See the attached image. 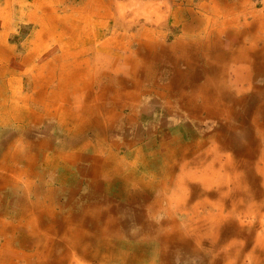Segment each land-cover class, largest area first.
<instances>
[{"label": "rangeland", "instance_id": "rangeland-1", "mask_svg": "<svg viewBox=\"0 0 264 264\" xmlns=\"http://www.w3.org/2000/svg\"><path fill=\"white\" fill-rule=\"evenodd\" d=\"M37 1H39L40 4L42 3L41 5L42 11L46 9L44 15V19L46 20V22L49 21L52 22V25L55 24L58 25V28L55 31L56 32L55 36H53L54 37L53 40H56V42H53L52 46H49L47 44V46L43 48V52L45 54L44 56L45 60L50 59L51 65H53V68H51L53 70V75L60 77L62 73L70 74L69 81H73L72 83L75 84L74 85L75 88H72V86L70 85H66V88L70 87L71 90L78 89L76 92H72V93L70 91L65 92L63 98L60 99L64 101L59 103L60 101L57 100L58 105L57 103L54 104V111L58 108V114H61V110L62 112H67L68 110L75 109V104L73 105L72 103L70 104V102L66 99L76 98L78 94L82 91V87L91 83V81L92 83L97 81L93 85L95 86V90L97 91H101V87H104L103 85L101 86L99 85V80H105L107 82L109 87L108 86L106 87L109 89L111 88L110 89L111 91L107 93L108 95L107 94L105 95L106 98L108 99L116 95L120 96L121 98L132 97V96L136 97V98L134 97L132 103L133 106L132 105L130 106L131 98H128L129 105L125 109L123 108L121 110L120 115L122 117L119 120L120 124L116 125V128L120 125L130 128L129 132L132 133L128 137L131 138L129 142L133 146L132 149L134 155L131 157L129 155V152L127 153V150L121 148V146L120 148L114 147V150L119 152V155L121 156V158L124 159V162L115 163L116 159H113L110 165L106 164V166H101V167H97L96 165L94 166L96 161L93 160V158H90L89 156V154L92 155L95 152H99L98 143H94V146H90V148L87 149H82V150H80V148L76 149L77 145L80 144L79 143L80 140L83 142L85 140L91 139L94 142L96 136L95 134L96 130L99 129L98 127H94L92 125L93 127L92 129L89 128L88 125L87 127L83 126L86 132L84 133L83 136H80V140L77 141L76 144L66 145L63 144V141L66 140L65 138L69 139V137H73L75 135L78 136L79 134L73 129L67 131L64 128L66 122L65 120L63 121V119H62L63 126L61 125L60 117H62V114L57 118H49L45 116L44 113L39 115L37 114L38 116H33L34 123L31 125L32 139L30 140H32L33 142V140L35 139H41V140L48 139L52 141L53 145L61 144L62 146H64L62 147L63 153L61 157L64 159H66L67 157L70 160L69 164L66 165V169H67L66 174L65 172L62 173L63 175L65 174V176L62 175L61 178H59L57 181L54 177L50 176L49 173H48L49 176L47 177V181L50 183L52 182L55 189H57V192L60 193V198L58 199L60 205L64 204L66 209L69 210L70 207L72 206V203H76L77 201L78 202L88 201V199L79 200V198H81V196L85 195L86 193L90 194L91 192L90 190L92 189L91 187L93 185L92 183L96 182L97 176H94V174L97 173L96 171L98 168L101 175L100 181H102L103 183L102 194L109 195L112 198H114L118 190L120 192L121 199H118V201L115 200L114 203H124L125 201L129 204L127 206L122 205L123 208L118 211L115 210L117 212L113 214L116 218H118L120 214H122L121 215L122 218L130 219V225H128L127 227H123L122 225L117 224L120 227L119 232H117L116 228L118 226L116 224H113L114 229H110V230L111 231L113 230L112 233L114 234H112L111 236V241L109 243L110 245L106 246L108 250L109 248L110 250L118 249V252L116 253L117 255L119 254L118 256H120L121 254L119 245L122 243V241H124L126 238H132L135 240L133 241L135 245L132 246H138V247L141 246L143 248V244H144L145 246L148 247L147 250H150L149 256L143 259L144 260V262H142L143 264H264V258H263L264 254L259 256V258L256 257L261 252V248L257 246L258 244L257 240L259 239L264 240V224L262 223V218L264 220V215L262 216V214L260 215L256 214L254 218L252 214H249L248 217H245L243 214L232 213L233 216L232 217L229 216V218H227L226 220L224 219L222 221V224L220 225L221 227L224 228V230L223 231L221 230L223 234L222 232L220 233V238H219L220 240H218L219 242H213L214 235H210L213 229L212 225L205 230L207 235L204 237L202 246L199 243L192 244L193 242L191 240H189V242H191V245H188V242L185 240L183 234L182 235L183 239L181 238V242L171 241L170 243L167 244V250H166L167 254L165 256L162 252L163 245L160 244L159 241H156V239L162 238L164 232L166 231H173L175 228L174 226L181 227L183 225L184 230L188 232L186 230V223H187L186 220L188 219L189 216H192V213L190 211H192L193 204H196L198 201H202L205 192L202 195H200V191L196 189L197 187H200V185H202V182H200L199 180L193 181L190 185L186 187V189H184V191L181 190L176 191L175 189L174 190L176 192L173 190L166 191L165 189H170V186L166 187L165 189L161 188L162 190L161 189L154 190L157 189V186L160 183V181H158L157 182L158 185H157L155 183V180L157 179L161 180L160 178L161 174L160 176H158L160 179L156 177L155 174L159 172H163L166 169L167 166L165 165L164 168L163 164L167 162L168 158H170L172 155L173 158L175 159V162L173 163L171 161L169 167H174L176 169V172L172 174L176 173L174 176L177 177V181L179 180V177L183 175L182 174L183 170L179 168V164L182 165L183 160H186L188 162L189 160L192 159L191 161L192 164L189 167H187L186 172L195 170L196 173L202 174L205 172V168L207 167H209L210 169L216 168V166L210 167L212 160L206 159L209 158L210 153H207L206 151V154L205 153L203 154L204 157L203 159L198 157L197 155H199V153L202 150L199 149L196 151L197 145H193V144H196L198 142H203V143L210 142L207 145L217 144L212 142L214 140L213 138L215 137V130L217 131L220 128L219 117H215V120H213L212 118L211 120V117L208 118L207 116L208 114H205V118H203L205 119V122L201 121L200 124L198 123V121L196 122L199 125L202 124L204 125V127L200 129L197 135H194V132L192 134V131H190V129H188L187 132L185 133H183L182 131H181L182 133L170 132L168 134L163 135L164 138L162 137L161 134H158L160 132L159 127L162 124H165L164 128L166 130L172 131L173 129L176 130L177 128H179L180 127L179 125H183V124L186 125L188 120H192V121L194 120V118L189 113L190 110L194 111V109H192L190 103L188 106V102L183 101V96L182 97L180 96L178 89H180L181 86H187V88H189L190 84L193 83L194 79L197 80V84H203L206 81L205 80L206 78H211L210 76L207 77L205 75V70L211 69L213 70L212 77L214 78V81H217L221 84V85L218 84L221 87L220 91H217L215 87L212 88L214 95H217L218 97L217 98L219 100L218 103L219 102L221 103L222 108H225L228 105L230 110L234 114V118L232 117L230 122L225 121V127H223V130L225 131L226 135L225 137H222L224 135H221V137L225 144L227 142L226 150H228L230 154L231 157L230 159L235 161L236 163L240 162V165L237 166L235 170H233V173H231V171L228 168L226 169L224 168L222 171V174L225 176L224 180H227L228 177L237 175L235 177L237 186H239L240 184V188L234 193H232L233 192L232 189L234 187L233 181H228L226 183L227 186L225 185V188H222L225 189L227 193H231V195L226 198L227 200H229V202L226 203L227 205L225 206L224 215L225 214L228 215L230 211H235V210L239 211L242 209H246L247 207L250 206H253V209L257 208V211L254 213H260V212L264 213V157H263L264 156V129H263L264 79L262 80L256 79V83H254V88L247 90L246 94H238L237 93L238 90L235 87L233 88L226 87L225 89H223L222 84L224 83V77L221 73V69L226 68L229 70V74L234 75V70L238 68V64L233 62L227 63L228 62L227 60L224 63L223 61L222 63H220L218 60L214 58L216 54H220L221 52L227 51L230 47H235L239 44V42L243 41L245 39V29L248 28L250 25L253 24L255 26L252 29L253 30L252 35L258 30L259 20L258 21L256 20V16L254 14L255 13L260 15L264 14V9H263L264 0H254V1L253 0H37ZM73 4L76 7H70ZM244 4L245 6L242 7ZM36 5L38 4L36 3ZM177 5L178 8H174V6ZM181 5H182V9L180 11L179 6ZM257 5L258 8H262L263 10L261 11L256 10ZM54 6H56L55 10L62 8L60 6L64 7L66 13L71 15V19L69 20V22L67 20L65 22L64 18L57 17V15L64 16L66 15V13L65 11L62 10L61 11L59 10L58 12H55V10L53 11ZM219 6H222V8H219ZM7 7H8L7 0H0V9H5ZM188 7H190L192 12L189 20L187 19L179 20L180 22H182L180 24L182 25L183 30L188 35L187 40L183 39V37L180 36L176 38L173 44H168L165 41L160 42L158 40L153 39V41H155L154 43H158L159 45H162L164 47V51L165 49L168 50V52H166L167 56L165 54L160 57L161 59L157 58V55L152 54L153 52L151 51L152 48L147 49L142 46V42L145 41L147 42V40H149V38L147 37L148 29L154 28L156 31L159 30V28L161 29L162 24L164 26L170 24L167 20L168 14L173 15L175 12L174 10L177 9L179 13L182 12L181 14L178 13L177 15L181 18V16L184 13L186 12L188 13ZM226 7L233 8V11L236 13L228 16L227 20L225 21L224 30L219 31L218 29L216 30L214 29L213 33L210 36H208V33L206 34L204 32L205 29L208 30V28H210L211 26L207 19L208 15L211 16L212 12L217 9L226 10ZM241 7L244 9L247 8L248 14L246 16L243 11L241 12L242 10ZM77 8L80 9L77 10ZM95 11H96V15L101 13L103 17L99 18L98 16L94 15ZM250 11H254L253 14L254 16L251 14ZM4 14L9 15L7 13ZM14 14H16L17 17L19 15V13H17L15 10V12L14 13L12 12L9 16H12ZM91 15H94L92 18L93 19L92 23L89 20L88 26H83L84 28H88L89 30H91V40H93L96 36H100L102 28L107 23H109L107 22V20H110V22L113 21L117 22L115 26L116 30L124 33V37L121 36L119 38L120 40V43L118 44L119 47L117 46V43L116 45L115 43L110 44L111 47H109L108 45L105 47H102V45L95 46L94 43L91 42V40H88L86 44L87 47L83 48L82 46L83 44L80 43V39L83 33L86 32V29H84L83 31V29L79 28V30L76 31V28L78 26H76L75 23L76 21L79 20L85 21L86 17L88 18ZM247 16L249 17L246 20L245 18ZM14 20H16L14 24L11 22L9 23V25H3V26L0 25V33H3V30L5 29L7 30L9 28H10L9 30L13 32L11 33L8 40L3 39L5 41L4 44L0 43V50H3V48H5L8 51H12L14 47L16 49L15 51H17V54L23 53L25 55V53L27 52L26 50L28 47V41L31 38L34 39L36 46L42 45V43L44 44V42L46 41H49V43H51L50 39H48L45 36H42L41 39L40 37H36L35 27L32 24H29V22L27 21L20 22L18 18L17 19L14 18ZM72 20H74L75 23L72 22ZM232 20L234 21L231 22ZM84 21L82 22V24H85ZM11 24L12 26H10ZM76 24L78 25V22ZM122 25H124L125 27L122 28ZM174 25H178V24L174 23ZM144 26L146 27V29L144 28ZM162 29L164 31H167V29L169 28L168 26H166ZM150 32L153 31L151 30ZM225 36H227V38L229 39L228 43H226L225 39H223V37ZM251 39L254 38L246 39V44H245L246 48L247 46L248 47L251 46L250 45ZM123 46H124V50H123L124 56L121 55L120 57H118L121 47L123 49ZM178 48L180 50H178ZM170 51H173L171 55H170ZM250 51L253 52L252 48L250 49ZM64 53L67 56L66 59L62 58ZM116 53H118V56H116ZM13 55H14L13 51L11 53H8L6 55V58L2 60L1 63L9 62ZM54 55L57 57L59 56L61 60L60 59L55 60ZM137 56L139 58H137ZM117 57L118 60H114V58ZM9 58L10 60H8ZM125 58L128 59V61ZM37 63L39 64L40 62L36 60L33 63H28L27 68L32 69L34 66L35 76L38 78L45 74L43 81H45L44 83L49 84L50 83L49 77H51L50 69L49 72H47L46 70L37 71L36 70ZM40 64L45 65V63H40ZM166 67H168V69ZM195 68H197L198 73H195L196 71ZM78 70H82L83 72L84 71L86 72L87 80L84 79L82 80L77 77H74V75H77L76 72H78ZM102 72H106L107 77L101 76L100 73ZM91 73H94L96 78L95 76H92ZM182 73L185 74L186 76L185 78H183V76L177 75V74L182 75ZM163 74L166 75L167 77L164 76ZM52 78L54 80L53 76ZM174 78L176 79L178 78L181 80L178 83L179 87L178 85L176 86V88L173 86L175 81ZM59 79L60 78L54 80V83L58 84L57 82H59ZM249 82L250 81L247 80L245 81L246 87H249ZM58 85L60 86V84ZM170 85L173 86L174 90L168 89ZM144 95H150L149 97H147L146 100L148 103H150L148 104L149 108L147 106H144V100H145ZM165 95H167L168 98ZM191 95L192 94H189L186 97L193 99V96ZM92 99H94V97H92ZM202 100L203 99H201L200 101ZM83 104L84 103L82 102V105ZM97 104L98 102H95V105ZM181 105H185L183 106L184 108L181 107ZM119 106L122 107L123 104H119ZM33 107H34V103H33ZM101 108H104V106L101 105ZM2 111L4 112V109H2ZM158 111H164L167 117H171L169 120L172 123L175 124V122L178 121L177 126L174 127V124H172L171 122H167V120L162 121L161 119H163L162 117L164 116H162L161 112ZM114 112H115L114 116H116L117 111ZM82 115H84V112L81 113V116ZM228 118H231V116H229ZM102 119L103 121H105L104 120L105 118L102 117L97 119H90L88 122L96 123L102 121ZM188 123L190 125L195 124V123L193 124L192 122L190 123V121ZM148 126L149 128H147ZM11 127L12 126L5 128V126H0V159L1 158L3 159V152L7 150L9 147H11L12 144H14L16 138L19 139L18 144H21L22 140L25 139L22 133H17V135H13V133L10 132ZM60 127L63 130L64 129L65 130L63 131ZM77 128H80V126ZM146 128L147 131L145 130ZM117 136L120 139L115 138L114 141L116 142L124 141V137H121L122 135L118 134ZM189 145H191L192 148L194 147L193 150L195 151H193L192 149L190 150L189 148L187 149L186 147H188ZM100 146H102L101 147L102 150H105L104 147L108 148L107 144L104 145L101 144ZM41 151L43 152V150L37 149L35 152L32 153L35 154L34 160H36V166L38 160H41V157L39 155ZM46 151L51 152L53 153V155H55L54 153L55 150L53 149L46 148ZM108 152L109 151L105 152L104 157L109 154ZM114 156L116 157L117 154L115 153ZM189 157H191V159L188 160ZM193 157H197V160H195ZM2 159L0 161L1 165L3 163ZM72 160L73 162H71ZM200 160H204L203 162H201L202 163L201 166L200 164H198ZM33 163H35V161H33L31 164ZM80 167L88 168V175L86 176L82 175L79 170ZM217 167H219V165ZM41 168L42 167L40 166L35 167L36 170L38 169L43 170V168L42 169ZM49 168L52 169V167ZM108 169L116 173V177L112 178L111 181L105 175V172ZM161 169L164 170L162 171ZM180 174L182 175L180 176ZM242 175H244V177H242ZM105 178L107 180H105ZM35 181L38 182L39 178H35ZM147 181H154V186L153 187L151 186L152 188L150 187V185L148 186ZM37 182H35L37 188L35 187L32 193L34 192L39 193V197L42 200V196H43L42 194H44L45 186H43V184L41 185L40 182L38 183ZM174 184H177V182H175ZM38 185L41 188H38ZM16 190L17 189H14L13 187L8 185V179L5 181L2 177H0V205H1L0 219L5 220L7 226L8 224H10L9 221L12 220L11 217H13L14 223L16 221L15 219L18 217L17 215H15V209L18 204L17 203L18 198L16 197ZM213 190H219V189H217L216 187L214 188L212 187L211 190L209 191L207 190L209 194L208 198L210 199L212 198L211 200H215L216 199L215 196H217V194L211 193ZM75 193L76 195L73 196ZM127 193H130V195H125ZM102 194L98 198L99 199L98 204L102 208L111 209V205H112L111 202H108V199L102 196ZM70 197H72L73 199L71 201L70 200L67 201ZM185 198L188 204L182 203V201L185 200ZM258 200H260V202ZM106 204H108V206ZM170 205H172L171 206L172 208L170 207ZM234 206H236V208H234ZM2 208L4 210H2ZM210 208H211V204H207V205L205 204V206H203V208L201 209L209 210ZM56 209L59 212L61 211L59 207H57ZM180 209L181 211L185 212L184 215L180 213L179 211ZM202 215L205 214L202 213ZM46 217H47L46 213H43L40 217H38V220L41 221L40 225L37 228L38 230L39 229L44 230V228H46L44 227V225H46ZM164 221L168 223L167 224L168 226ZM105 223L106 222L99 225L100 228L101 226L103 227ZM146 226L156 231L157 236L155 237L154 241L151 238L152 237L151 231H147L148 229ZM11 228H12L11 225H9L7 228L8 231L5 230L6 231L5 233L6 237H5L3 233H1L3 232V226L0 225L1 250L2 247L3 248L7 247L6 253L7 252L10 253L12 252L13 249H17L18 251H25L31 254L33 253L34 255L36 254L38 255L39 253L44 252L45 242H47V239H45L40 232L34 236L36 241H38L35 244L31 243L30 245L29 242L24 244L22 241H18L17 243H15L12 240V238L19 237L21 235H26L27 237L26 239L28 241H32L33 237L31 238V236L33 233L32 231L34 229L32 230L27 228L25 225H22V227L18 230L15 236L13 235V237L11 238V235L13 234ZM57 229L60 234L61 231H59V227L55 228L54 230ZM104 230H108V229L104 228ZM94 231L90 229L87 230V232L89 233H92ZM98 232H100V230H98ZM8 234L10 235V237L8 236ZM7 237L10 238V242H9V238ZM231 241L235 242L234 246L236 250L237 248L241 249L242 245H244L242 249L243 250L242 253H240L237 257L229 256V254L234 249V246H231L229 244ZM8 242L9 244L12 243V245L11 246L7 245ZM213 244L217 245L216 248L212 246ZM181 245H184L186 248L182 247ZM132 246L129 247L130 253L133 251ZM197 249H201V250H197ZM1 250H0V255H1L0 263L9 264V262L4 263L3 261L4 253H2ZM124 250H126V248ZM227 250L229 254L227 253ZM176 254H178L179 257ZM56 256L57 254L54 257L49 258L46 261V263L54 264L57 259ZM34 260H37V258ZM64 264H120V261L118 258L117 260L105 262L103 260L91 259L90 256H88L87 258H81V259H79L78 257L74 259H69Z\"/></svg>", "mask_w": 264, "mask_h": 264}, {"label": "bare ground", "instance_id": "bare-ground-1", "mask_svg": "<svg viewBox=\"0 0 264 264\" xmlns=\"http://www.w3.org/2000/svg\"><path fill=\"white\" fill-rule=\"evenodd\" d=\"M7 2H8V7L5 9H0V16H1L0 17V23H1L0 25L1 26L9 25V23H11V22L14 24V22H16V20H14V18H16V19L18 18L20 20V22L27 21V22H29V24H32L35 27L36 37H40V39H41L42 36H45L48 39H50L51 43H49V41H46V42H44V44L42 43V45L36 46L34 39L31 38L28 41V47L26 50L27 52L25 51L26 52L25 55L23 53L17 54V51H15L16 49L13 47L12 51H13L14 55L11 57V60L9 58L8 59V60H10L9 62H3V63H1L2 60H4L6 58V55L8 53H11L12 51H8L5 48H3V50H0V126H5V128L12 126L10 128V132L13 133V135H17V133H22L24 135L23 137H25V139L22 140L21 144H18L19 139L16 138V140H15L16 143L14 142V144H12L11 147H9L7 150H5L3 152V159L1 158L3 163H2V165L0 164V177H2L5 181L8 179V185L13 187L14 189H17L16 190V197L18 198V201H17L18 204H17L16 209H15V215H17L18 217L15 219L16 224L14 223L13 217H11L12 220L9 221V223H10L9 225H11V227H12L11 230H13L14 236L18 232V230L22 227V225H25L29 229H32V230L34 229L32 231L33 233L31 236V238L33 237L32 241H28L26 239L27 238L26 235H21V236L15 238V243H17L18 241H22L24 244H26L27 242H29L30 245H31V243L35 244L38 241H36L34 236L36 234H38L39 232L44 236L45 239H47V242H45V250L43 253H39L38 255L37 254L34 255L33 253L31 254V253H28L25 251H18L17 249H13L12 252H10V253L7 252L3 256L4 263L9 262V264H47L46 261L49 258H52L57 254V256H56L57 259H56L54 264H64L69 259H74L77 257L79 259H81V258H87L88 256H90L91 259L103 260L105 262L117 260L119 258L120 264H143L142 263V262H144L143 259L147 258L149 256L150 250H147L148 247L145 246L144 244H143V248L141 246H139V247L138 246H132V245H135L133 243V241H135V240L132 238H126L119 245V247H120L119 249L121 252L120 256H118L119 254L118 255L116 254L118 252V249L110 250V248H109V250H108L106 248V246L110 245L109 243L111 241V236H112V234H114V233H112L113 230L112 231L110 230V229H114L113 224H116V225L120 224L123 227H127L128 225H130V219L122 218L121 217L122 214H120V216L118 218H116L113 214V213H116L118 210L122 209L123 208L122 205H126V206L129 205L125 201H124V203H114L115 200L118 201V199H121L120 198V192L117 190V193L115 194L114 198H112L109 195H103L102 194V191H103V185L102 184L103 183H102V181H100L101 175H100V172L97 168V171H96L97 173L94 174V176H97L96 182L92 183L93 185L91 187L92 189L90 190L91 191L90 194L86 193L85 195L81 196V198H79V200L88 199V201H86V202H78L77 201L76 203H72L71 207L69 206L70 207L69 210L66 209L64 204L60 205V202L58 201V199L60 198V193L57 192V189H55L52 182L50 183L47 181V177L49 176L48 173L50 174V176L54 177L57 181L63 175L62 173L65 172V174H66V172H67L66 165L69 164L70 160L67 157H66V159L61 157L62 153H63L62 147H64V146H62L61 144H58V145L54 144L53 145L52 141L48 140V139H46V140L35 139V140H33V142H32V140H30V139H32V131H31L32 127H31V125L34 123V120H33L34 117L33 116H38L39 114L44 113V115L49 117V118H57V117L61 116V114H62V117H60L61 118V121H60L61 125L63 126V122H62V119H63V121L65 120V122H66V125L64 126V128L67 131H69L70 129H73L79 134L78 136L75 135L73 137H69V139L65 138L66 140L63 141V144H66V145L76 144V142L80 140V136H83L84 133L86 132L84 127H87V125H88L89 128L93 129V127H92V125H93L94 127L99 128L98 130H96V133H95L96 134L95 141L93 142L90 139V140H85L82 142L80 140L79 141L80 144L77 145L76 149H79V148H80V150L87 149V148H90V146H94V143H98L100 145L101 144H103V145L107 144V146H110L111 148L114 147L115 145H119V146H121V148L126 149L127 153L129 152V155L132 157L134 155V152L132 149L133 146L129 142V140L131 138L128 137L132 133V132L131 133L129 132L130 128L124 127L123 125H120L116 128V126L111 125L112 124L111 119H113L112 116L115 114L114 111H117V108H119V104H123L121 109H123V108L125 109L129 105L128 104V102H129L128 98H131V101H130V106H131L135 96L121 98L120 96L116 95V96L109 99L110 100L109 103L111 106L113 105V107H115L114 109L107 108V107L101 108L100 103H101V101L105 100V98H106L105 95L111 91L110 90L111 88L109 89L106 87V86L109 87V85L107 84V82L105 80H99V85L100 86L103 85L104 87H101V91H97V90H95V86H93L94 83H96L97 81L94 83H92V81H91L92 84L89 83L90 85L87 84V85L82 87V91L80 93L78 92L79 94L77 93L78 96L76 98L66 99L70 102V104L71 103H72V105L75 104V107H76L75 111L73 110V111L62 112V110H61V114H58V108L54 111V104L57 103V105H58V101H60L59 103L64 101V100H60V99L63 98V95L65 92L70 91L72 93V92H76L78 90V89H72L71 90L70 87L66 88V85H70V86H72V88H75L74 87L75 84L72 83L73 81H69L70 74H63L62 73L60 77L53 75V70L51 69V68H53V65H51L50 59L45 60V57H44L45 54L43 52V48H45L47 46V44L49 46H52L53 45L52 43L56 42V40H53V38H54L53 36H55V33H56L55 31L58 28V25H56V24L52 25V22H49V21L46 22V20L44 19L46 9L44 11H42V9H41L42 3L40 4V2L37 0H22V1H20V0H7ZM243 2H245V1H243ZM36 3L38 5H36ZM244 6H245V4L242 7H244ZM60 7H62V8L55 10L56 6H54L53 11L54 10H55V12H58L59 10L65 11L63 6H60ZM70 7H76V6L73 4ZM79 9L80 8H77V10H79ZM15 10L17 13H19L20 16L18 15V17H17L16 14L9 16L12 12L14 13ZM242 11L244 12L245 16L248 14L247 8L246 9L242 8L241 12ZM225 12H226L225 14L227 16H230V15H233L236 13L233 11V8H228V7H226ZM250 12L252 15L254 14V11H250ZM250 12H249V14H250ZM4 13H7L9 15H5ZM65 13H66V11H65ZM72 13H74V12H72ZM223 14H224V9H222V10L217 9V10H214L212 12L211 16L208 15L207 19H208L211 26H210V28H208V30H206V29L204 30V32L206 34L208 33V36H210L213 33L214 29L215 30L218 29L219 31L224 30L225 21L227 20L228 17L227 16L223 17L222 16ZM94 15H96V11H95ZM94 15H91L88 18L86 17V20L85 21L83 20L85 24H82L83 21H80V20L76 21L77 20L76 19L75 20L76 23L78 22V25H77L74 22V20H72V22H74L75 25L78 26L76 28V31H78L79 28L83 29V31H84V29H86V32L83 33V35L81 36V39H80V43L83 44L82 45L83 48H86L87 47L86 44H87L88 40H91V30H89L88 28H84L83 26H88L89 20L92 23V20H93L92 18ZM254 15L256 16V20L257 21L259 20L258 21V23H259L258 30L252 35V33H253L252 29L255 26L253 24L250 25L248 28L245 29V39L243 41L239 42V44L237 46L230 47L227 51L221 52L220 54H216L214 56V58L216 60H218L220 63H222V61L224 63L227 60L228 61L227 63L233 62V63L238 64V68H236L234 70V75L229 74V70L226 68L221 69V73L224 77V83L222 84L223 89H225L226 87L227 88L235 87L238 90L237 91L238 94H246L247 90L254 88V83H256V79H261V80L264 79V14L260 15V14L255 13ZM96 16H98L99 18L103 17L101 13H99ZM221 16L223 17V20H220ZM57 17L58 18H60V17L64 18L65 22H66V20L69 22V20L71 19V15H69L67 13L64 16L57 15ZM248 17L249 16H247L245 19L247 20ZM101 21H103V20H101ZM233 21L234 20H232L231 22H233ZM107 22H109V23H107L104 27L102 26L103 28L101 30L100 36H96L93 40H91V42H93L95 46L102 45V47H105L108 45L109 47H111L110 44H114V43H115V45L117 43V46H118V44L120 43L119 38L121 36L124 37V33L121 31H117L115 28L117 22H114V21L110 22V20H107ZM50 23H51V26H50ZM48 25H49V27H48ZM10 26H12V24ZM124 27L125 26L122 25V28H124ZM144 28L146 29L145 26H144ZM9 29H7V30L5 29V30H3V33H0V43L4 44L5 41L3 39L8 40L11 33H13ZM7 33H8V35H7ZM20 35H21V33H20ZM247 38H254V39H251V41H250L251 46L250 47L247 46V48H246L245 44H246ZM149 40H147V42L146 41L142 42V46L147 48V49L152 48V50H151V51H153L152 54L157 55V58H160L161 56H163L165 54L167 56V53H166V52H168L167 49H165V51H164V47L162 45H159L158 43H154L155 41H153V40H150V41ZM112 46H114V45H112ZM251 48H252L253 52L250 51ZM123 50H124V46H123V49L121 47V50L119 52V56H118V53H116V56L120 57L121 55H123ZM118 57L114 58V60H118ZM62 58H64V59L67 58L65 53L62 56ZM54 59L58 60L60 58H59V56L58 57L55 56ZM36 60L39 61L40 63H45V65L37 63V67H36L37 71H40V70L45 71L46 70L47 72H49V69H50V76L51 77H49L50 78L49 84L44 83L45 81H43L45 74L37 78L35 76L34 66L32 69L27 68L28 63H33ZM52 60H53V58H52ZM126 60L128 61V59H126ZM73 62H75V61H73ZM32 65H35V64H32ZM166 68L168 69V67H166ZM195 70H196L195 73H198L197 68H195ZM76 73L78 76L74 75V77H77V78L82 79V80L83 79L87 80V78H86L87 74L85 71L83 72L82 70H78V72H76ZM212 73H213V70L206 69L205 75L207 77L210 76L211 78H206L205 79L206 81L203 84H197V80L194 79L193 83L190 84L189 88H187V86H181L180 89H178V90H179L180 96L181 97L183 96V101L188 102V106L190 103L192 106V109H194V111H191V110L189 111L191 116L194 118V120H193L194 122L198 121L199 124L201 121L205 122V119H203V118H205V114H208L207 116H208V118L211 117V120H212V118H213V120H215V117H219L220 128L217 131L215 130V137L213 138L214 140L212 142V143H217V144L207 145L210 142H208V143L198 142L196 144H193V145H197L196 151L199 149L202 150L199 153V155H197L198 157L203 159L204 158L203 154L204 153L206 154V151H207V153H210L209 158H206V159L212 160L210 167L216 166V168L210 169L209 167H207V168H205V172L202 174L196 173L195 170L186 172L187 167H189L192 164V162H191L192 159H191V157H189L188 160L189 159H191V160H189L188 162L186 160H183V164L182 165L179 164V168L183 170V172H182L183 175L180 174V176L181 175L182 176L179 177V180L177 181V177L174 176L176 173L172 174V173L176 172V169L174 167H169L171 161L173 163L175 162V159L173 158V155H172L170 158H168L167 162H165L163 164L164 168H165V165L167 166L166 169L165 170L163 169L164 171L161 169L163 172H159L160 171L159 170L158 171L159 173L155 174L156 177L160 176V174H161V177H160L161 180H158V179L155 180L156 184L158 181H160V183H159V185L157 184L158 185L157 189H154V190H158L161 188L165 189L166 187L170 186V189H165V190L166 191H168V190L184 191V189H186V187L188 185H190L193 181L199 180L200 182H202V185H200V187H197L196 189L200 191V195H202L205 192V195L203 196L204 198H202V201H198L196 204H193L192 211H190L192 213V216H189L188 219L186 220V222H187L186 223V230L188 232H186L184 230L183 225L181 227L180 226H174L175 228L173 231H166V232H164L162 238L156 239V241H159L160 244L163 245L162 252L165 256L167 254L166 253L167 244L170 243L171 241L172 242H175V241L181 242V238H182L183 234H184L183 236H184L185 240L188 242V245H191V242H189V240H191L193 242L192 244L199 243L202 246L204 237L207 235L205 230L211 225L213 226V229H212V232L210 233V235H214L213 242H219L218 240H220L219 239L220 233L224 230V228L221 227L220 225L222 224V221L224 219L226 220L227 218H229V216L232 217L233 216L232 213L243 214L245 217H248L249 214H252V216H254V218H255L256 214L257 215L262 214V216L264 215L263 212L254 213L257 211V208L253 209V206L247 207L246 209H242L239 211L238 210L230 211V213L228 215H226V214L224 215L225 206L227 205L226 203L229 202V200H227L226 198L228 196H230L231 193H227L225 191V189H222V188H225V185L228 181H233L234 187L232 189L233 192L232 191L231 192L234 193L240 188V184H239V186H237V183L235 180V177L237 175L228 177L227 180H224L225 176L222 174V171L224 168L225 169L228 168L231 171V173H233V170H235V168L240 165V162L236 163L235 161L230 159L231 158L230 154H229L228 150H226L227 142L225 144L224 141L222 140V137H225V135H226L225 131L223 130V127H225V121L230 122L232 117L234 118V114L230 110L228 105L225 108H222L221 103L220 102L218 103V101H219L217 99L218 97H217V95H214L212 88L215 87V89L217 91H220L221 90V87H220L221 84L217 81H214V78L212 77ZM91 75L95 76L94 73H91ZM97 75H99V74H97ZM100 75L103 77H107L106 72H102V73H100ZM177 75L183 76V78L186 77L184 73H182V75H179V74H177ZM52 76L54 77V80H56L57 78H60L59 82H57L58 84H60V86L58 84L54 83ZM164 76H166V75H164ZM95 78H96V76H95ZM114 79H116V78H114ZM174 79H175V81H174L173 86L176 88L179 81H181V80L178 78L177 79L174 78ZM246 80L250 81L249 87L245 86ZM119 84H120V82H119ZM218 84H220V85H218ZM144 86H147V85H144ZM173 86L170 85L168 89L174 90ZM178 87H179V85H178ZM133 88H135V87H133ZM223 89H222V91H223ZM222 91H221V93H222ZM189 94H192L191 96H193V99L186 97ZM165 96H167V95H165ZM92 97H94V99H92ZM167 98H168V96H167ZM84 99L85 100L87 99L88 101H85ZM201 99H203V100L200 101ZM228 99H229V97H228ZM82 102H84V105L81 108ZM95 102H98V104L95 105ZM33 103H34V107H33ZM183 106H185V105H181V107H183ZM2 109H4V112L2 111ZM112 110H114V111H112ZM82 112H84V115L81 116ZM2 114H5V115H2ZM124 114H126V113H124ZM44 115H41V116H44ZM71 115H72V117H71ZM229 116H231V118H228ZM102 117L105 118L104 119L105 121H103V119H102L103 122L102 121H99L96 123L95 122H88L90 119H97V118H102ZM201 117H202V119H201ZM79 126H80V128H77ZM263 129H264V125H263ZM118 134L122 135L121 137H124V141H122V142L118 141L117 143H115L113 141L115 138H118V136H117ZM221 135H224V136L221 137ZM118 139H120V138H118ZM24 141H27V142H24ZM46 148L55 150L54 151L55 155H53V153H51V152L46 151ZM186 148L193 150L194 147L192 148L191 145H189ZM37 149L43 150V152L42 151L40 153L37 152V153H39L41 160H38L37 166H36V160H34L35 154H32V153L35 152ZM106 149L109 150L107 147H106ZM193 151H195V150H193ZM224 152H225V154H224ZM115 153L119 157H117V156L115 157L114 156ZM135 154H136V152H135ZM193 154H194V152H193ZM94 155H95V153H93L92 155L89 154L90 158H93V160L96 161L94 166L96 165L97 167L106 166V164L110 165L112 163L111 161L113 159H116L115 163L124 162V159L121 158L118 151L111 152V150H110L109 154L106 155L105 157H104L105 152H102V151H101V153L96 154L95 156ZM9 156H10V158H9ZM81 156H83V155H81ZM182 157H184V156H182ZM193 158L195 160H197V157H193ZM1 159H0V161H1ZM98 159H99V161H98ZM178 159H180V158H178ZM33 161H35V163L31 164ZM203 161L204 160H200L198 162V164H200V166H201L202 165L201 162H203ZM71 162H73V160ZM52 165L54 166V168ZM218 165H219V167H217ZM38 166L42 167L44 171L39 170V169H38L39 171L36 170L35 167H38ZM49 167H52V169H50ZM79 170H80V173L82 175H84V176L88 175V168L80 167ZM65 174L63 176H65ZM105 175L107 176V178H109L110 181L112 180V178L116 177V173H114V171H111L110 169H108L105 172ZM242 177H244V175H242ZM35 178H39L38 182H40L41 185L43 184V186H45L44 194H42L43 195L42 200L39 197V193H37V192L32 193V191L35 189V187L37 188V185L35 183L37 181H35ZM105 180H107V179L105 178ZM140 180H142V179H140ZM175 182H177V184H174ZM87 184H88V182H87ZM147 185L148 186L150 185V187L151 186L153 187L154 181H147ZM127 187H129V186H127ZM212 187L213 188L216 187L217 189L221 190V191L213 190L211 192V193L217 194V196H215L216 197L215 200H211L212 198L211 199L208 198L209 194H208L207 190L208 191L211 190ZM38 188H41V187L38 185ZM201 191H202V193H201ZM9 193H8V195H9ZM114 193H115V191H114ZM101 194H102V196H104L105 198L108 199V202H111V204H112L111 209L102 208L98 204L99 203L98 198ZM34 195H35V197H34ZM75 195H76V193L73 196H75ZM125 195H130V193H127ZM72 197H70L67 201H69V200L71 201L73 199ZM139 198H141V197H139ZM258 201L260 202V200H258ZM6 203H7V201H6ZM182 203L188 204L186 201V198H185V200L182 201ZM205 204L206 205L211 204V208L209 210L201 209V208H203V206H205ZM54 205H55V207H54ZM106 205L108 206V204H106ZM171 206L172 205H170V207ZM57 207H59L61 209L60 212L56 209ZM234 208H236V206H234ZM2 210H4V209L2 208ZM115 210H117V211H115ZM64 211H65V213H64ZM155 211H157V210H155ZM179 211L182 215L185 214V212L181 211V209ZM43 213L47 214L46 225H44V227H46V228H44V230H40V229L38 230L37 228L41 223V221L38 220V217H40ZM202 213H204L205 215H202ZM104 222H106L105 225H103V227L101 226V228H100L99 225L103 224ZM164 222L166 223V225L168 224L166 221H164ZM252 223H254V222H252ZM262 223L264 224L263 218H262ZM0 225L4 227L3 232H5V230L7 231L8 226L6 225L5 220L0 219ZM57 227H59V231H61L60 234L58 232V229L54 230ZM104 228H106L108 230H104ZM89 229L93 230V231L95 230V231L92 233H89V232H87V230H89ZM116 229H117L116 231L119 232L120 227L118 226ZM147 229H148L147 231H151V235H152L151 238L154 241L155 237L157 236L156 231L151 229V228H148V227H147ZM98 230H100V232H98ZM3 232H1V233H3ZM180 232H181V234H180ZM222 234H223V232H222ZM257 241H258L257 246L259 248H261V252L258 254V256H256L257 258H259V256L264 254V240L259 239ZM39 243H40V241H39ZM229 244L231 246H234L235 242L231 241ZM130 246H132L133 251L132 250L131 251L133 253L129 252ZM181 246L185 247L184 245H181ZM212 246L216 248L217 245L213 244ZM243 246L244 245H242L241 249L237 248V250L234 246L233 251L229 254V252L227 250V253L229 254V256H236L237 257L240 253H242ZM125 248H126V250H124ZM59 249H61V250H59ZM0 250H1V248H0ZM5 250H7V247H4V248L2 247V250H1L2 253H5L4 252ZM197 250H201V249H197ZM21 252H23V253H21ZM176 255L178 256V254H176ZM36 258H37V260H34ZM15 259H18V260H15ZM20 262H22V263H20ZM0 264H2V263H0Z\"/></svg>", "mask_w": 264, "mask_h": 264}, {"label": "crops", "instance_id": "crops-1", "mask_svg": "<svg viewBox=\"0 0 264 264\" xmlns=\"http://www.w3.org/2000/svg\"><path fill=\"white\" fill-rule=\"evenodd\" d=\"M174 8H178V5L177 6H174ZM219 8H222V6H219ZM179 9H180V11H181V9H182V5L181 6H179ZM263 9H264V7H263ZM262 8H258V5H257V7H256V10H258V11H261V10H263ZM170 10V9H169ZM175 12H174V14L173 15H167V20H168V22L170 23V24H168V25H166V26H168V28L169 29H167V31H164L162 28H164V27H166V26H164L163 24H162V27H161V29L159 28V30H154V28H152V29H148V31H147V37L149 38V39H151V40H158V41H165V42H167L168 44H173L174 42H175V40H176V38L177 37H180V36H182L183 37V39H185V40H187L188 39V35H187V33H185V31L183 30V28H182V25L180 24V23H182V22H180L179 20H184V19H187V20H189V18H190V16H191V9H190V7H188V13L186 12V13H184L182 16H181V18L179 17V16H177L178 15V13H179V11L176 9V10H174ZM176 11H177V13H176ZM200 12V11H199ZM182 12H180L179 14H181ZM226 12H225V9H224V14L222 15L223 17H225V16H227L226 14H225ZM210 14V13H209ZM221 16V18H220V20H223V17ZM228 17V16H227ZM179 21V22H177V21ZM174 23H177L178 25H174ZM153 31V32H150V31ZM153 33V34H152ZM171 36H173V37H171ZM190 39V38H189ZM223 39H225V41H226V43H228L229 42V39L227 38V36H225V37H223ZM189 42V41H188ZM178 50H180L179 48H178ZM173 53V51H170V55ZM137 58H139V57H137ZM148 63V62H147ZM145 64V63H144ZM152 95V94H151ZM156 95V94H155ZM145 96V100H144V106H147L148 108H149V106H148V104H150V103H148L146 100H147V97H149L150 95H144ZM85 100V99H84ZM85 101H88L87 99L85 100ZM110 100L108 99V98H105V100H103V101H101V105H105L104 107H107V108H111V109H114L115 107H113V105L111 106L110 105ZM84 103V102H83ZM84 105V104H83ZM83 105H81V108H82V106ZM120 107L121 106H119V108H117V114H116V116H112L113 117V119H111V122H112V126H116L117 124H120V122H119V120L121 119V110L122 109H120ZM76 108V107H75ZM68 110V109H67ZM75 111V109H72V110H68V111ZM158 112H161V115L162 116H164V117H162L163 119H161L162 121L163 120H167V122H171L169 119L171 118V117H167L166 116V114H165V112L164 111H158ZM120 115V116H119ZM117 117V118H116ZM116 118V119H115ZM155 118H156V116H155ZM167 118V119H166ZM180 121V120H179ZM190 121V123L192 122L194 125H190L188 122ZM119 122V123H118ZM177 122L178 121H176L175 122V124L174 123H172V124H174V127H176L177 126ZM188 122H187V124L186 125H179L180 127L179 128H177L176 130H166L164 127H165V124H162L160 127H159V129H160V132L158 133V134H161L162 135V137H163V135H165V134H168V133H170V132H176V133H185V132H187V130L188 129H190V131H192V134H193V132H194V135H197V133L200 131V129L202 128V127H204V125L202 124V125H198L196 122H193L192 120H188ZM138 124H139V122H138ZM189 124V125H188ZM59 126V125H58ZM144 127V126H143ZM61 128V127H60ZM147 128H149V126L147 127ZM147 128L145 129L146 131H147ZM185 128V129H184ZM62 129V128H61ZM63 130V129H62ZM64 131V130H63ZM182 131V132H181ZM164 138V137H163ZM113 142H115V143H117L116 141H113ZM101 147L102 146H100V144H99V153H101V151L102 152H106V151H110L111 150V152H116V150H114V147L116 148H120V146L119 145H115L114 147H110V146H108V149L109 150H107L106 149V147H104L105 148V150H102L101 149ZM111 148V149H110ZM97 151V150H96ZM92 153V152H91ZM98 152H95V154H99ZM109 153V152H108ZM108 153H106V154H108ZM123 153V152H122ZM7 225V224H6ZM8 226H9V224H8ZM4 228V227H3ZM12 229V228H11ZM8 231V230H7ZM6 231L5 232H3V235L6 237ZM12 237H13V235H14V232H13V230H12ZM8 236L10 237V235L8 234ZM9 237H7V238H9ZM11 237V238H12ZM15 238H17V237H13L12 238V240L15 242ZM9 242H10V238H9ZM9 242L7 243V245H12V243H10L9 244ZM14 246V245H13ZM5 253L3 254V256L6 254V250L4 251Z\"/></svg>", "mask_w": 264, "mask_h": 264}]
</instances>
